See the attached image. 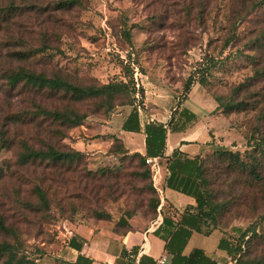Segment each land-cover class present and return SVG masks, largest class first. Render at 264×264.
Here are the masks:
<instances>
[{
    "label": "rangeland",
    "instance_id": "rangeland-1",
    "mask_svg": "<svg viewBox=\"0 0 264 264\" xmlns=\"http://www.w3.org/2000/svg\"><path fill=\"white\" fill-rule=\"evenodd\" d=\"M12 1L18 15L5 30L23 42L7 47L44 48L12 66L80 87L126 82L128 90L73 99L0 87V216L9 229L0 230V242L11 249L0 264L8 257L11 264H71V225L86 220L109 221L117 231L153 224L160 199L151 173L131 154L122 156L119 142L103 153L105 138L98 137L132 106V79L147 83L149 73L161 82L152 89H182L188 80L217 98L213 141L239 155L203 156L206 208L240 246L236 258L264 260V0H78L63 8H51L57 0H26L32 7ZM5 40L0 35L2 52ZM41 107L83 118L74 125L31 116ZM20 113L32 121L7 118ZM80 137L99 140L80 159L20 161L27 148L76 149Z\"/></svg>",
    "mask_w": 264,
    "mask_h": 264
},
{
    "label": "crops",
    "instance_id": "crops-1",
    "mask_svg": "<svg viewBox=\"0 0 264 264\" xmlns=\"http://www.w3.org/2000/svg\"><path fill=\"white\" fill-rule=\"evenodd\" d=\"M150 74V73H149ZM146 83L141 81L143 96L142 105L139 106L138 116L141 126L140 131H128L121 128L122 121L129 110L114 123L104 125L103 134L98 137L105 142V151L110 150L114 139L117 138L121 148L126 152H138L145 155V135L142 128L146 122H160L164 126L170 123H183L184 114L192 113L195 118L187 123L182 130H170L167 127L165 142L162 153L156 155L161 165V175L157 188L159 193V204L157 205V215L153 224L144 228H127L122 232H116L111 228L109 221L86 220L71 225L69 237L74 235L78 240L83 241L81 250L68 246L73 252V260L77 254H84L92 259L91 264H125L128 258L121 256L122 249L130 250L137 246L138 252L134 262L138 263L141 255H146L155 260L156 264H169L170 256L164 248L165 239L169 237V232L176 227L180 215L188 206L195 205V199L186 193L167 186V178L170 175L168 161L172 153L176 150L187 157L197 154L202 155L218 142L213 141L212 134L217 131L212 127L219 124L217 114L213 113L217 107L214 98L206 91L196 85L190 86L189 90L183 92L182 89H168L160 91V81L152 82L153 78ZM152 76V74H151ZM150 76V77H151ZM153 77V76H152ZM146 80V81H147ZM148 88L150 90H148ZM185 98L183 99V97ZM97 139L83 141L79 138L74 147L79 151L93 150L96 148ZM95 150L93 153L99 152ZM154 157V156H152ZM163 218H166L163 221ZM156 230V231H155ZM222 238L230 240L225 231L218 226H214L209 219H202L197 229H193L183 247L182 254H189L194 248L202 249L205 255L216 261L218 264H233L234 260L225 249L219 247ZM164 261L161 262L160 260Z\"/></svg>",
    "mask_w": 264,
    "mask_h": 264
},
{
    "label": "trees",
    "instance_id": "trees-1",
    "mask_svg": "<svg viewBox=\"0 0 264 264\" xmlns=\"http://www.w3.org/2000/svg\"><path fill=\"white\" fill-rule=\"evenodd\" d=\"M78 0H57L52 2L51 8H63L69 7L72 4L77 3ZM35 2H23V7H32ZM44 6H39L36 8H43ZM14 1L10 0L8 2H4L3 0L0 1V35L6 37L4 41L5 45V52L0 50V87H5L7 90H30L34 93H40L45 90L52 91L53 93H58L62 91L64 93L69 94V97L73 99H80L85 97L88 94L95 93L98 94L102 88H106L109 91H117V92H124L128 90V85L126 82H119V83H107L106 85L102 86V88H91L88 87H80L71 84L70 82L62 79L58 75L53 77H48L42 72H35L30 70L20 64H15L12 66V62H24L28 58H30L35 53H39L44 50L43 45L40 47L32 48H19V49H10L7 47L8 45H21L22 40L19 37L13 36H20L18 34L12 35L6 32V28L9 25V21L18 15V10ZM133 83V79L131 82L132 90V105L128 108V113L124 117L121 128L128 131H140L141 126L139 122L138 116V105H142V96L143 90L142 86L139 84L138 88ZM191 86L190 81L184 80L182 83V90L186 92L189 90ZM142 90V91H141ZM207 91V90H206ZM136 92L138 93V98L135 96ZM209 93V92H208ZM211 95V94H210ZM217 103V98L211 95ZM111 97H113L111 95ZM185 96L183 97V99ZM216 107V108H217ZM27 110L23 111V114L26 115ZM30 113V112H29ZM184 114V122L183 123H170L167 125L168 129L176 131L182 130L185 127V122L187 123L195 118V115L192 113H183ZM21 113L16 116H9L7 117L10 121L14 123H28L31 122L33 119L32 117L29 118L27 121L26 119H22L20 116ZM44 116L50 117L54 120H59L60 123L63 124H79L82 120V116L76 114H66L56 110H47L43 107L37 108L31 116ZM167 127L164 126L160 122H146L142 128V132L145 135V155L148 156H156L160 155L163 150L165 136L167 132ZM114 142H119L117 138L114 139ZM121 145V144H120ZM218 144L214 145L208 151H213L216 155H239V152H231L228 150H224L223 148H219L221 146H217ZM2 147V146H1ZM206 151L205 153H207ZM114 153L118 154V148H114ZM195 155L193 157H187L178 151H174L168 161V168L170 170V175L167 178V186L179 190L183 193L191 195L195 199V205L188 206L185 211L180 215L178 222H176V227L169 232V237L165 239L164 248L167 251V254L170 256L169 264H218L216 261L205 255L202 249L194 248L189 254L184 255L182 254L183 247L189 237L191 231L193 229L198 228V224L202 219H209L214 226H217L215 223V217L213 215L212 208H206L207 199L205 190L203 188L204 178V168H203V159L204 155ZM131 154L132 157L138 159L140 165H144L146 167V175L151 173L150 167L144 162V155L138 152H126L123 150L121 153L122 156ZM83 155L82 151L71 149L68 151H62L55 149L52 146H48L45 150L43 149H31L27 148L21 155L20 161L27 162L33 161L38 159L39 161H47V162H59L63 161L64 159H73L78 158L80 159ZM250 172L254 174V168H250ZM36 193L41 200L44 201L45 196L44 192L40 187H36ZM166 218H163V221ZM220 228V227H219ZM0 230L8 231V227L3 223L2 216H0ZM114 230V229H113ZM116 232H122L117 231ZM156 231V230H155ZM254 233V232H253ZM242 237L245 236V232H242ZM68 246L75 248L77 250H81L83 241L78 240L76 236L72 235L67 240ZM219 247L225 249L230 257L235 260V264H264V260L257 261V262H244L242 261L241 254L236 258L237 251H241L240 246L236 245L232 242V240H228L222 238L219 242ZM10 245L7 242H0V258H3L5 254H10ZM138 252L137 246H133L130 250L122 249L121 256H126L128 260L125 264H135L134 259ZM6 263L11 264L13 262L12 258L8 257L4 260ZM92 259L84 254H77L76 258L72 261L71 264H91ZM137 264H156L155 260L151 257L146 255H141Z\"/></svg>",
    "mask_w": 264,
    "mask_h": 264
},
{
    "label": "built area",
    "instance_id": "built-area-1",
    "mask_svg": "<svg viewBox=\"0 0 264 264\" xmlns=\"http://www.w3.org/2000/svg\"><path fill=\"white\" fill-rule=\"evenodd\" d=\"M135 85L136 88H138L139 83L137 82V78H135ZM135 96L138 98V93L136 92ZM139 110V107L137 108ZM144 162L150 167L151 170V176H152V181L155 185V187L157 188L160 180L162 179V175H161V165L160 162L158 160L157 157H152V156H145L144 157ZM158 190V188H157ZM161 262H163L164 260L161 259ZM235 262V260H234Z\"/></svg>",
    "mask_w": 264,
    "mask_h": 264
}]
</instances>
